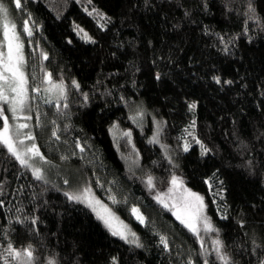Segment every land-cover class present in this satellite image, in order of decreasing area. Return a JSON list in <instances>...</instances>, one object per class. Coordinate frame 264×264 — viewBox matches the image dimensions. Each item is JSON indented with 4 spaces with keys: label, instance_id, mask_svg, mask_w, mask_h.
I'll return each instance as SVG.
<instances>
[{
    "label": "trees",
    "instance_id": "obj_1",
    "mask_svg": "<svg viewBox=\"0 0 264 264\" xmlns=\"http://www.w3.org/2000/svg\"><path fill=\"white\" fill-rule=\"evenodd\" d=\"M0 2L24 46L40 150L78 168L143 245L113 236L87 206L37 180L0 145V251L9 242L31 245L34 264H112L113 257L116 264H223L153 197L180 174L204 194L229 264L264 260V0H21V9ZM93 8L107 21L89 15ZM29 17L31 36L23 32ZM45 72L63 81L67 99L42 101ZM138 102L159 120L169 154L150 143L149 123L139 128L130 118ZM113 124L130 130L136 169L122 158L130 154L126 138L112 139Z\"/></svg>",
    "mask_w": 264,
    "mask_h": 264
},
{
    "label": "snow or ice",
    "instance_id": "obj_2",
    "mask_svg": "<svg viewBox=\"0 0 264 264\" xmlns=\"http://www.w3.org/2000/svg\"><path fill=\"white\" fill-rule=\"evenodd\" d=\"M17 9L22 8L21 0H13ZM91 3V0H88ZM249 12L253 15L250 16V19H256L255 17V9L251 6L249 7ZM89 15H94L99 17L100 19H104L107 21V18L103 16L102 13H99L95 8H93L92 12H89ZM31 17L25 20L23 23V32L28 36L32 35V29L29 27ZM0 28H2V36L3 39L0 40V45L3 47L0 48V101L7 105V108L0 107V120L3 121L2 130H0V145H3L7 148L8 152L11 153L17 160H19L20 164L26 167L31 168L33 176L37 180H44V175L42 169L39 167H33L32 164L29 163V160L33 157H39L45 163L48 161L45 157L40 153L39 148L35 144H32L31 147L27 148L25 153H20L17 151L14 141L9 135L10 123L9 117L5 115V112H11L12 118H15V114L18 111H22L27 107V101L29 100V89H28V77L26 76L23 65L25 63V57L23 53V43L21 41L20 34L16 30V25L11 22L8 17V9L3 2H0ZM75 30L77 34L81 36L86 42H94L92 41V37L88 35L84 29L80 28L79 25L75 26ZM43 59H48L47 54H42ZM159 78V76H157ZM217 83H219V78H215ZM45 80L50 85L45 91L52 92L56 91L60 99H67V92L65 91V85L63 81L53 82L52 74L45 72ZM226 83H231V81H227ZM72 87L79 90V84L73 80ZM32 91L38 92L39 88H33ZM11 93V95H9ZM85 101L88 99V94H84ZM34 99V97H32ZM48 102V101H46ZM64 107L67 108L68 105L64 104ZM196 105L193 103L189 105L190 109H195ZM59 110V109H58ZM143 116L142 112H138L135 117H130L131 119L138 120ZM31 117H25V119H30ZM37 126H39V120L37 122ZM195 122L193 121L190 127H194ZM118 126L116 124L113 125V129H116ZM28 128L27 124H19L17 126L18 134H22L26 139L32 140L34 137L30 133H21L19 130ZM159 133L160 127L157 125V132L150 140V143H158L159 142ZM52 135L59 139L56 131L54 130ZM123 137L129 138V143H131V132H122L120 133ZM201 146V155H205L209 149H207L199 140L195 141ZM22 144L23 141H20ZM77 147H80L79 143H77ZM166 147V146H162ZM190 148V144L185 143L183 146V150L187 152ZM83 151V148H80ZM67 157H62V159H66ZM67 184L68 181H65ZM172 188L169 190L170 192L179 190L180 195L177 198V202L172 205L173 215L177 220L180 221L182 225H184L190 232L197 236V239H201L199 233L201 230L204 232H213L216 231L209 218L204 215V209L206 205L204 204L203 197L198 193L192 192L191 190L183 187V181L177 177L172 176L170 181ZM147 185L149 188L153 187V177L148 176ZM65 195L69 200L86 202L89 206L93 207V210L96 211V206L103 209L102 212H97V216L100 220H102L106 227L109 228L113 236H119L122 240H125L127 243L134 244L136 247H142L143 245L139 242V238L136 236L135 232H132L127 228V225H124L122 221H119V218L115 216V214L104 205H101L99 200H95L91 197L90 188L83 189L79 194L66 192ZM109 199L112 200L113 204L118 203L114 196H110ZM158 202L163 204L164 207H168V204L165 203L163 198L157 197ZM133 215L140 223H145L144 217L139 213V209L132 208L131 209ZM113 221H117L119 223L118 228L113 227ZM33 224L36 223V220L33 219ZM131 237V239H129ZM161 244L164 245L165 248L168 247V242L165 237L160 238ZM215 245V251L218 255V259H220L223 264H229L230 258L229 256L222 251L223 244L219 239L214 240L212 242ZM203 247V244H202ZM38 260V257L34 255V249L31 245L23 249H15L11 242H9L8 246L0 251V261L2 264H34ZM46 264H56L55 260L50 258ZM112 264H116V258L113 257ZM191 264V261L188 262ZM205 264H208L207 260ZM260 264H264V260L260 261Z\"/></svg>",
    "mask_w": 264,
    "mask_h": 264
},
{
    "label": "rangeland",
    "instance_id": "obj_3",
    "mask_svg": "<svg viewBox=\"0 0 264 264\" xmlns=\"http://www.w3.org/2000/svg\"><path fill=\"white\" fill-rule=\"evenodd\" d=\"M10 19V18H9ZM3 39L2 36V28H0V40ZM3 46L0 45V48H2ZM23 53H24V49H23ZM25 57V55H24ZM23 70L27 75L26 69H25V63L23 65ZM53 81V80H52ZM54 82V81H53ZM44 85H42L41 87V99L42 101H47L49 99L58 97V93L54 90L52 92H47L45 91V89H47L50 85L46 82L45 80V75L43 77V82ZM9 95H11V93H9ZM29 95V100L27 101V107L22 110V111H18L15 114V118H12V113L11 112H5V115H7L9 117V123L11 125L10 130H9V135L11 136V138L14 141L15 147L17 149L18 152L20 153H25L26 149L31 147L32 144H35L37 146V148H39L36 139H35V132H34V121H33V114L31 111V103H30V93L28 92ZM0 107H4L7 108V105H4V103L2 101H0ZM138 112H142L143 116L141 118H139L138 120H133L134 123L136 125L139 126V128H143L144 126H146L148 123L151 126L150 132H149V138L150 140L152 139V137L156 134L157 132V125L159 124L160 127V132H161V125L159 123V120L148 110H146L141 103H136L133 108L131 109V117H135L137 115ZM25 117H31L30 119H25ZM19 124H27L28 128L26 129H22L19 130L21 133H30L34 139L32 140H28L25 138L24 135L22 134H18L17 131V126ZM114 125V124H113ZM113 125L110 127V133L112 136V139L118 143L119 139L123 136L120 135V133L122 132H129V129H123V128H119L117 127L116 129H113ZM2 126H3V121H2V125L0 126V130H2ZM126 141L128 142L129 146H130V154H123L122 158L125 162V164L127 165L128 168L130 169H136V148L132 139V135L130 137L131 139V143H129V138L125 137ZM20 141H23V143L21 144ZM157 145L160 146V148L166 153H168V147L167 144L161 139L160 133H159V142L156 143ZM162 146H166V147H162ZM7 149V148H6ZM40 153L45 157V159L48 161V163H45L43 160H41L39 157H33L29 160V163L33 165V167H39L42 169L43 175H44V180L47 182H51L53 184H55L58 188H60L64 193L66 192H70V193H77L79 194L83 189L85 188H90L91 190V197H93L95 200H99L101 205L107 206L114 214L116 217L119 218V221H122L124 225H127V228L130 229L132 232L136 233V236L138 237L137 232L135 231V229L132 228V226L125 220L123 219L115 210L114 208L105 200H103L102 198H100L96 192L94 191V189L92 188V186L90 185V183H88L86 180L83 179V177L81 176L78 168L73 167L69 164L66 163H62V162H54L50 159H48L46 157V155H44L42 153V151L39 148ZM11 154V153H10ZM12 155V154H11ZM13 156V155H12ZM15 157V156H13ZM19 161V160H18ZM29 168V167H28ZM30 171L32 172L31 168H29ZM173 176H177L179 177L182 181H183V187L191 190L192 192L198 193L200 196L203 197L204 200V204L206 205L205 202V198H204V194L198 190L193 189L191 186H189L187 184V182L185 181V179L180 175V174H174ZM172 178V177H171ZM65 181H68V183L66 184ZM171 181V179H170ZM166 184L165 186L157 189L154 193H153V197L157 200V197H161L163 198V200L165 201V203L168 204V208H170V210L175 211L176 209L172 208V205L175 204L177 202V198L180 195L179 190L176 191H172L170 192L169 190L172 188L171 183ZM85 206H87L92 213L98 218L97 216V212H102L103 209L96 206V211L93 210L92 206H89L86 202H82ZM140 213V211H139ZM141 214V213H140ZM142 215V214H141ZM204 215H206L213 228L215 229L212 220L210 218L209 213L206 210V207L204 209ZM99 219V218H98ZM100 220V219H99ZM102 222V224L105 226L104 222L102 220H100ZM120 225L117 221H113V227L114 228H118ZM106 227V226H105ZM108 230L109 228L106 227ZM110 231V230H109ZM111 232V231H110ZM201 239L198 240L201 248L203 251L207 252V251H213L216 253L215 249V245L212 243L214 240L220 239L219 235L217 234L216 231L213 232H204L203 230H201V232L199 233ZM119 237V236H118ZM197 237V236H196ZM139 238V237H138ZM129 239H131V237H129ZM140 242V240H139ZM203 244V247H202ZM134 245V244H132ZM27 247V245L22 246V247H16L15 249H23ZM222 251L224 253L225 250L224 248H222ZM217 254V253H216Z\"/></svg>",
    "mask_w": 264,
    "mask_h": 264
}]
</instances>
